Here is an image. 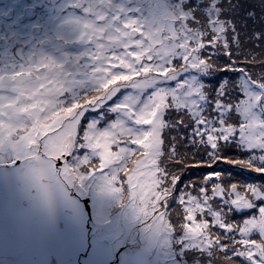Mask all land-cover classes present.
I'll list each match as a JSON object with an SVG mask.
<instances>
[{"label": "snow or ice", "instance_id": "obj_1", "mask_svg": "<svg viewBox=\"0 0 264 264\" xmlns=\"http://www.w3.org/2000/svg\"><path fill=\"white\" fill-rule=\"evenodd\" d=\"M0 164L40 201L95 185L72 192L89 221L131 184L170 226L163 264H264V0H0ZM26 210L67 254L69 219Z\"/></svg>", "mask_w": 264, "mask_h": 264}, {"label": "rangeland", "instance_id": "obj_2", "mask_svg": "<svg viewBox=\"0 0 264 264\" xmlns=\"http://www.w3.org/2000/svg\"><path fill=\"white\" fill-rule=\"evenodd\" d=\"M222 165L224 168L231 167ZM75 178V173L72 174V179L65 177L70 187L65 188L63 184H59V187L67 193L76 190L79 195H93L94 192L100 191L94 185L93 192H88L87 189L81 192L80 189L71 186L72 180ZM233 179L239 181L244 178L233 175ZM89 183L93 182L89 181ZM133 192L131 184L128 193L123 192L122 185H120L119 193L105 190L107 196L105 207L101 212L98 206H93L92 221H89L88 215L84 212L83 206L76 196L72 195L73 199L69 197L56 198L52 202L39 201L41 215L47 225L57 223L58 220H61L63 225L67 217L73 226L74 244L67 253V264H71L69 257L75 258L78 255L81 245L91 243L93 240L96 241L95 252L89 248L90 263L92 264H111L120 252L128 250L140 253L138 257L140 264H163L166 259H171L173 241L168 235L167 229L170 226L167 225L166 218L163 214H158L159 219H157L156 216H152L150 211H141L139 195H134ZM63 206L72 208L73 213L59 211V207ZM27 219L30 221L31 233H41L38 222L32 216ZM102 224L107 226L101 228ZM85 225H90L95 234L93 235V232H90ZM125 244L128 246L127 249H122L121 245ZM49 249L57 255L65 253L60 248ZM82 259L89 260V257ZM124 260H127V256L124 257Z\"/></svg>", "mask_w": 264, "mask_h": 264}, {"label": "flooded vegetation", "instance_id": "obj_3", "mask_svg": "<svg viewBox=\"0 0 264 264\" xmlns=\"http://www.w3.org/2000/svg\"><path fill=\"white\" fill-rule=\"evenodd\" d=\"M23 179L11 166L0 164V264H46V256L55 254L50 249L45 251L37 243L41 233H31L32 228L27 219L31 215L26 210L28 198L40 200L35 187ZM72 192L77 191L67 193L58 187L56 198L73 199ZM59 211L73 213V209L67 206L59 207ZM58 224L62 225V221L58 220ZM58 256L60 264H67V254L59 253Z\"/></svg>", "mask_w": 264, "mask_h": 264}, {"label": "trees", "instance_id": "obj_4", "mask_svg": "<svg viewBox=\"0 0 264 264\" xmlns=\"http://www.w3.org/2000/svg\"><path fill=\"white\" fill-rule=\"evenodd\" d=\"M219 169H224V166L221 164V165L219 166ZM240 178H242V177H240Z\"/></svg>", "mask_w": 264, "mask_h": 264}]
</instances>
